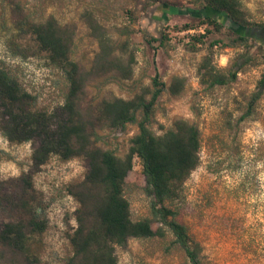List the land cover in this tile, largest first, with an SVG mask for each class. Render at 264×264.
I'll use <instances>...</instances> for the list:
<instances>
[{
	"label": "rangeland",
	"instance_id": "obj_1",
	"mask_svg": "<svg viewBox=\"0 0 264 264\" xmlns=\"http://www.w3.org/2000/svg\"><path fill=\"white\" fill-rule=\"evenodd\" d=\"M238 1L249 25L234 30L225 17L218 20L223 28L216 31L198 20L212 14L202 0H0V70L30 96L32 112L58 114L69 84L65 73L39 50L24 20L40 24L53 17L60 26L72 28L70 59L85 70L99 51L90 23L101 28L124 63L134 58L129 79L115 73L88 79L84 111L95 113L111 97L130 100L152 90L158 74L165 87L154 106L150 131L161 136L183 119L200 132V164L185 181L180 198L164 206L176 212V220L200 245L202 264H264V91L256 102L251 100L264 77V30L258 27H264V0ZM185 24L189 27L183 28ZM205 59L217 73L235 72V77L210 87L199 71ZM174 78L184 80L177 95L168 92ZM6 120L0 108V230L17 220L21 201H27L46 223L28 242L36 264H65L73 252L69 238L79 207L68 188L83 181L87 159L63 160L51 154L36 167L33 153L39 140L10 142L3 130ZM94 133V146L122 158L138 126L95 127ZM144 188L142 168L134 158L123 188L131 218H148L152 229L164 235L131 238L116 247L117 264H190L169 228L152 216ZM19 263L0 247V264Z\"/></svg>",
	"mask_w": 264,
	"mask_h": 264
},
{
	"label": "trees",
	"instance_id": "obj_2",
	"mask_svg": "<svg viewBox=\"0 0 264 264\" xmlns=\"http://www.w3.org/2000/svg\"><path fill=\"white\" fill-rule=\"evenodd\" d=\"M202 2L212 14L198 20L216 31L223 28L218 20L225 17L241 27L249 25L243 19L238 0ZM23 23L34 36L39 50L46 53L49 62L65 73L69 88L58 114L35 113L30 110V96L4 70H0V108L3 117L7 118L3 126L4 134L10 142H28L33 138L39 140V146L33 153L36 167L43 165L51 154L63 160L82 156L88 162L83 181L68 188L79 207L76 210L77 227L69 238L73 252L65 264H117L116 247L125 246L131 238L164 235L161 229H152L148 218L138 221L131 218L123 188L134 158L139 160L142 168L144 191L150 198L152 216L169 228L173 243L184 250L190 264H202L200 245L176 220V212L164 206L165 202L180 198L185 181L200 164L201 139L197 126L179 119L172 129L161 136L150 131L148 124L154 106L165 87L157 73L151 82L152 90H143L130 100L111 97L103 100L95 113L84 111L82 96L88 79L107 73L129 79L134 58L130 57L124 63L113 54L110 41L101 28L90 23L91 33L99 43V51L90 69L85 70L70 59L72 28L60 26L53 17L40 24L26 20ZM187 27L188 24L183 26ZM258 27L264 30L263 26ZM235 38L241 42L246 40L240 35H235ZM199 71H203L202 77L210 87L224 85L236 75L235 72L217 73L206 59ZM183 85V79L174 78L168 92L177 95ZM263 91L264 77L251 100L256 102ZM147 95H150L149 99ZM129 123L137 124L138 133L130 140L124 157H117L108 150L94 146L91 139L95 135V127L123 128ZM17 217L16 221L5 224L0 230L1 250L19 258V264H36L28 242L30 236L44 231L46 223L38 219L34 209L24 200L19 205Z\"/></svg>",
	"mask_w": 264,
	"mask_h": 264
},
{
	"label": "water",
	"instance_id": "obj_3",
	"mask_svg": "<svg viewBox=\"0 0 264 264\" xmlns=\"http://www.w3.org/2000/svg\"><path fill=\"white\" fill-rule=\"evenodd\" d=\"M226 20L228 21V23H230L233 27L234 30H238V29H241L242 27L235 24L233 21L229 20L228 18H226Z\"/></svg>",
	"mask_w": 264,
	"mask_h": 264
}]
</instances>
